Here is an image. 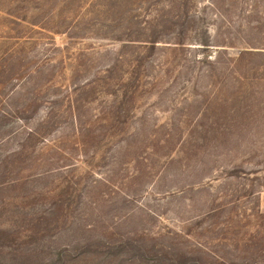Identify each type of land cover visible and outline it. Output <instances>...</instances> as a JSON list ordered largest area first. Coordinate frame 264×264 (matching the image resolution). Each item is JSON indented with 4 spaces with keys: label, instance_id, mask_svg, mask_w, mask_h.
I'll return each mask as SVG.
<instances>
[{
    "label": "rangeland",
    "instance_id": "obj_1",
    "mask_svg": "<svg viewBox=\"0 0 264 264\" xmlns=\"http://www.w3.org/2000/svg\"><path fill=\"white\" fill-rule=\"evenodd\" d=\"M184 253L264 264V0H0V264Z\"/></svg>",
    "mask_w": 264,
    "mask_h": 264
},
{
    "label": "trees",
    "instance_id": "obj_2",
    "mask_svg": "<svg viewBox=\"0 0 264 264\" xmlns=\"http://www.w3.org/2000/svg\"><path fill=\"white\" fill-rule=\"evenodd\" d=\"M180 44L184 43V38L183 36L180 37L179 41H177ZM205 45H208V40L204 41ZM153 48V47H152ZM153 262H156V264H197L196 262H192V258L187 256V254H182L180 255L178 258L174 259V257H171L169 254L167 256H165V259L160 258V260L158 259H154L153 258ZM216 264H239V263H228L226 261L223 260H219Z\"/></svg>",
    "mask_w": 264,
    "mask_h": 264
}]
</instances>
